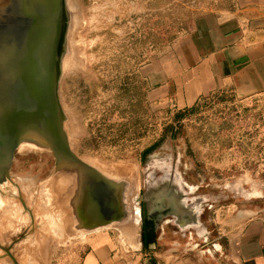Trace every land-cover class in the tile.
<instances>
[{
  "label": "rangeland",
  "instance_id": "obj_1",
  "mask_svg": "<svg viewBox=\"0 0 264 264\" xmlns=\"http://www.w3.org/2000/svg\"><path fill=\"white\" fill-rule=\"evenodd\" d=\"M231 3L66 0L64 128L80 158L126 183L127 214L79 228L53 155L16 149L0 184V264H15L8 251L18 264H82L94 241L117 264L230 260L243 225L264 217V92L222 89L184 106L151 95L149 75L199 14Z\"/></svg>",
  "mask_w": 264,
  "mask_h": 264
},
{
  "label": "water",
  "instance_id": "obj_2",
  "mask_svg": "<svg viewBox=\"0 0 264 264\" xmlns=\"http://www.w3.org/2000/svg\"><path fill=\"white\" fill-rule=\"evenodd\" d=\"M68 24L66 0H0V184L10 179L16 149L50 152L72 190L67 204L74 220L94 229L126 216V183L70 146L58 96Z\"/></svg>",
  "mask_w": 264,
  "mask_h": 264
},
{
  "label": "crops",
  "instance_id": "obj_3",
  "mask_svg": "<svg viewBox=\"0 0 264 264\" xmlns=\"http://www.w3.org/2000/svg\"><path fill=\"white\" fill-rule=\"evenodd\" d=\"M149 78L157 86L151 95L173 94L184 106L222 89L240 98L264 92V0H232L199 14L174 51L151 64ZM93 243L82 264H117L106 244ZM232 248L229 261L156 264H264V217L249 219Z\"/></svg>",
  "mask_w": 264,
  "mask_h": 264
},
{
  "label": "flooded vegetation",
  "instance_id": "obj_4",
  "mask_svg": "<svg viewBox=\"0 0 264 264\" xmlns=\"http://www.w3.org/2000/svg\"><path fill=\"white\" fill-rule=\"evenodd\" d=\"M6 180H8V178H5Z\"/></svg>",
  "mask_w": 264,
  "mask_h": 264
}]
</instances>
